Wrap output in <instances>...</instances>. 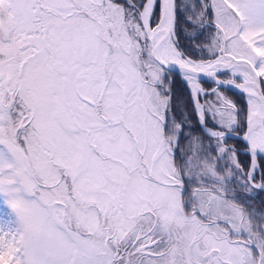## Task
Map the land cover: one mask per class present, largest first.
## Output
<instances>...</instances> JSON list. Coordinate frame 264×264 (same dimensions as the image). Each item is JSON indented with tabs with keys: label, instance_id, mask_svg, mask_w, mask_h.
<instances>
[{
	"label": "snow or ice",
	"instance_id": "6c2138e0",
	"mask_svg": "<svg viewBox=\"0 0 264 264\" xmlns=\"http://www.w3.org/2000/svg\"><path fill=\"white\" fill-rule=\"evenodd\" d=\"M261 196L264 0H0V264H264Z\"/></svg>",
	"mask_w": 264,
	"mask_h": 264
},
{
	"label": "trees",
	"instance_id": "16d2710c",
	"mask_svg": "<svg viewBox=\"0 0 264 264\" xmlns=\"http://www.w3.org/2000/svg\"><path fill=\"white\" fill-rule=\"evenodd\" d=\"M176 88L179 89V94H181L184 98L183 102L184 103H187L188 104V108L189 110H191V103L190 101L188 100V90L183 86L182 82L180 81L179 77H176ZM203 86L206 88V89H211L212 87H214L213 84L209 83L208 81H205L203 83ZM226 91V94L231 98L233 99L234 101H236L238 104H240L241 106H243L245 104V98L242 97V96H239L235 93H232L230 91ZM230 143H236L238 147H240V144L238 141L236 140H233L231 141ZM247 157H244L242 156L241 157V160H246ZM261 201H264L263 199L261 200V198L258 197L257 199V203L261 202Z\"/></svg>",
	"mask_w": 264,
	"mask_h": 264
},
{
	"label": "water",
	"instance_id": "95a60500",
	"mask_svg": "<svg viewBox=\"0 0 264 264\" xmlns=\"http://www.w3.org/2000/svg\"><path fill=\"white\" fill-rule=\"evenodd\" d=\"M205 81H208L209 83L212 84V82L210 80H208L207 78H205ZM227 91H230L232 93H235V94H237V95L242 96V97L245 98V95L243 93H241L238 89L232 88V89H229Z\"/></svg>",
	"mask_w": 264,
	"mask_h": 264
},
{
	"label": "rangeland",
	"instance_id": "374dc122",
	"mask_svg": "<svg viewBox=\"0 0 264 264\" xmlns=\"http://www.w3.org/2000/svg\"><path fill=\"white\" fill-rule=\"evenodd\" d=\"M259 198H261V200H262V199L264 200V196H261V197H259Z\"/></svg>",
	"mask_w": 264,
	"mask_h": 264
}]
</instances>
